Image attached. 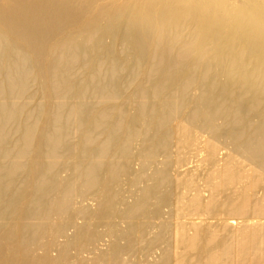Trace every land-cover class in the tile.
I'll use <instances>...</instances> for the list:
<instances>
[{"label":"bare ground","instance_id":"bare-ground-1","mask_svg":"<svg viewBox=\"0 0 264 264\" xmlns=\"http://www.w3.org/2000/svg\"><path fill=\"white\" fill-rule=\"evenodd\" d=\"M0 264H264V0H0Z\"/></svg>","mask_w":264,"mask_h":264},{"label":"rangeland","instance_id":"rangeland-1","mask_svg":"<svg viewBox=\"0 0 264 264\" xmlns=\"http://www.w3.org/2000/svg\"><path fill=\"white\" fill-rule=\"evenodd\" d=\"M199 181H200V180H199ZM200 182H201V181H200ZM200 182H199V185H201V184H202V182H201V183H200ZM204 193H205V192H204ZM88 202H89V203H88ZM87 203H88V204H90V203H91V204H93V201H92V199L88 200V201H87ZM135 260H137V261H138V262L136 261L135 263L143 262V260H142V259H139V258H137V259H135Z\"/></svg>","mask_w":264,"mask_h":264}]
</instances>
